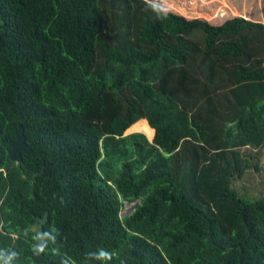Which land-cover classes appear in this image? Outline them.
<instances>
[{
	"label": "trees",
	"instance_id": "1",
	"mask_svg": "<svg viewBox=\"0 0 264 264\" xmlns=\"http://www.w3.org/2000/svg\"><path fill=\"white\" fill-rule=\"evenodd\" d=\"M20 125L34 146L17 163ZM263 152L264 23L0 0V249L15 264L100 247L111 264H264V197L233 187ZM46 214L63 246L36 257Z\"/></svg>",
	"mask_w": 264,
	"mask_h": 264
},
{
	"label": "rangeland",
	"instance_id": "2",
	"mask_svg": "<svg viewBox=\"0 0 264 264\" xmlns=\"http://www.w3.org/2000/svg\"><path fill=\"white\" fill-rule=\"evenodd\" d=\"M172 13L188 19L201 18L211 24L222 25L234 17H247L264 22V0H170ZM246 153L249 151L245 150ZM259 156L260 172L249 171L242 179L233 181L234 189L251 199L264 197V152ZM126 204L123 216L131 213Z\"/></svg>",
	"mask_w": 264,
	"mask_h": 264
},
{
	"label": "clouds",
	"instance_id": "3",
	"mask_svg": "<svg viewBox=\"0 0 264 264\" xmlns=\"http://www.w3.org/2000/svg\"><path fill=\"white\" fill-rule=\"evenodd\" d=\"M145 10L152 12L157 19L164 20L173 10L170 0H144ZM61 203L63 199L61 198ZM32 239L35 243L32 246V253L36 257L46 254L49 249L58 251L62 246L60 234L55 230H40L36 232ZM18 253L14 250L0 249V264H15ZM114 256L111 251L100 247L90 250L84 254L85 264H111ZM59 264H72V261L65 257H59ZM119 264H127L126 259H120Z\"/></svg>",
	"mask_w": 264,
	"mask_h": 264
},
{
	"label": "water",
	"instance_id": "4",
	"mask_svg": "<svg viewBox=\"0 0 264 264\" xmlns=\"http://www.w3.org/2000/svg\"><path fill=\"white\" fill-rule=\"evenodd\" d=\"M9 145L12 149L11 154H10V159L17 163H21L23 161V154H30L34 146L33 144L32 145L27 144L26 137L24 134V129L22 125H20L17 128L16 138L15 140L10 141ZM127 204L132 206L131 208L132 210L131 213H132L135 210L133 207L135 203H127ZM47 215L48 214H46L45 218L41 222L38 223V231L43 229V225L46 222Z\"/></svg>",
	"mask_w": 264,
	"mask_h": 264
},
{
	"label": "crops",
	"instance_id": "5",
	"mask_svg": "<svg viewBox=\"0 0 264 264\" xmlns=\"http://www.w3.org/2000/svg\"><path fill=\"white\" fill-rule=\"evenodd\" d=\"M244 18H246V19H248V20H252V19H249V18H247V17H244ZM252 21H256V20H252ZM257 22H262L261 20H258ZM262 23H264V22H262ZM131 133H133V132H131Z\"/></svg>",
	"mask_w": 264,
	"mask_h": 264
}]
</instances>
